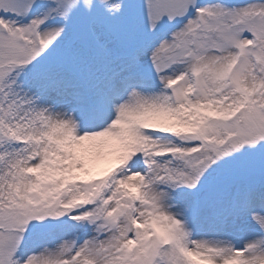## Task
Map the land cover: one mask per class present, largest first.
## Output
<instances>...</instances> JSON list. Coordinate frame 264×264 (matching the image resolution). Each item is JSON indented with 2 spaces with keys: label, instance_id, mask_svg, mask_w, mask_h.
Listing matches in <instances>:
<instances>
[{
  "label": "snow or ice",
  "instance_id": "obj_1",
  "mask_svg": "<svg viewBox=\"0 0 264 264\" xmlns=\"http://www.w3.org/2000/svg\"><path fill=\"white\" fill-rule=\"evenodd\" d=\"M0 264H264V0H0Z\"/></svg>",
  "mask_w": 264,
  "mask_h": 264
}]
</instances>
